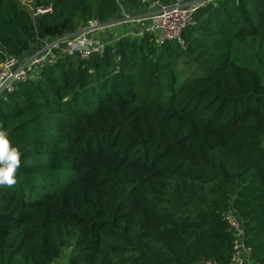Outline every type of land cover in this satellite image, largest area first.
Segmentation results:
<instances>
[{
	"label": "trees",
	"instance_id": "obj_1",
	"mask_svg": "<svg viewBox=\"0 0 264 264\" xmlns=\"http://www.w3.org/2000/svg\"><path fill=\"white\" fill-rule=\"evenodd\" d=\"M22 1L0 0V64L140 4ZM182 42L145 32L0 95L21 151L0 185V264H229L227 214L264 264V0H208Z\"/></svg>",
	"mask_w": 264,
	"mask_h": 264
},
{
	"label": "built area",
	"instance_id": "obj_2",
	"mask_svg": "<svg viewBox=\"0 0 264 264\" xmlns=\"http://www.w3.org/2000/svg\"><path fill=\"white\" fill-rule=\"evenodd\" d=\"M139 3L154 8L155 13L150 17L149 29L137 33L136 38H142L145 32H151L155 34V39L151 41L163 45L168 42L182 44L183 32L194 24V13L207 5L208 0H170L168 3L159 0H139ZM51 13L50 7H35L32 10V15L35 17ZM112 26L114 25L110 23L100 24L96 20H88L77 33L46 41L23 60L7 57L0 64V95L6 96L14 93L18 89V85L34 77L37 70L54 65L62 58L78 56L80 59L86 60L92 55L102 56L110 42L109 37L99 34ZM224 220L236 233V241L229 264H245L246 259L241 256L238 242V239L243 236L241 223L236 216L231 214H227ZM245 250L249 253L247 248ZM204 264L212 263L205 261Z\"/></svg>",
	"mask_w": 264,
	"mask_h": 264
},
{
	"label": "crops",
	"instance_id": "obj_3",
	"mask_svg": "<svg viewBox=\"0 0 264 264\" xmlns=\"http://www.w3.org/2000/svg\"><path fill=\"white\" fill-rule=\"evenodd\" d=\"M185 5L188 6L187 4ZM154 13V8L147 5H129L127 3H120L117 17L110 22V24L114 26L99 35L109 37V45H113L121 40L127 41L128 39H136L137 33L149 29V20ZM148 33L150 34L151 40L155 39V34H152L151 32ZM238 242L241 256L246 259L245 264H252L249 257L250 253L246 252L243 246V236L238 239Z\"/></svg>",
	"mask_w": 264,
	"mask_h": 264
},
{
	"label": "clouds",
	"instance_id": "obj_4",
	"mask_svg": "<svg viewBox=\"0 0 264 264\" xmlns=\"http://www.w3.org/2000/svg\"><path fill=\"white\" fill-rule=\"evenodd\" d=\"M8 135L0 128V185L11 186L16 183L15 173L21 164V151L10 143Z\"/></svg>",
	"mask_w": 264,
	"mask_h": 264
},
{
	"label": "rangeland",
	"instance_id": "obj_5",
	"mask_svg": "<svg viewBox=\"0 0 264 264\" xmlns=\"http://www.w3.org/2000/svg\"><path fill=\"white\" fill-rule=\"evenodd\" d=\"M22 2L25 3V4H27L29 7H33V6H34V5H33L34 3L31 2V0H30V1H29V0H26V1H22ZM34 8H35V7H34ZM34 8H33V9H34ZM33 9H32V10H33ZM38 71H40V70H37L36 73H35V75L37 74ZM54 264H62V260H58V261H56Z\"/></svg>",
	"mask_w": 264,
	"mask_h": 264
}]
</instances>
